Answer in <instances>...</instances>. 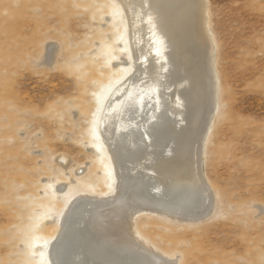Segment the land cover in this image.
<instances>
[{
	"label": "rangeland",
	"instance_id": "obj_1",
	"mask_svg": "<svg viewBox=\"0 0 264 264\" xmlns=\"http://www.w3.org/2000/svg\"><path fill=\"white\" fill-rule=\"evenodd\" d=\"M205 1L218 103L203 146L209 209L138 212L133 229L172 264H264V0ZM124 14L123 0H0V264L46 263L59 182L113 189L92 130L100 95L125 75ZM49 44L60 54L50 66Z\"/></svg>",
	"mask_w": 264,
	"mask_h": 264
},
{
	"label": "bare ground",
	"instance_id": "obj_2",
	"mask_svg": "<svg viewBox=\"0 0 264 264\" xmlns=\"http://www.w3.org/2000/svg\"><path fill=\"white\" fill-rule=\"evenodd\" d=\"M123 1L125 62L115 67L125 75L100 95L92 130L113 189L75 194L70 182L58 183L66 203L43 244L45 264H172L136 239L135 215L197 220L209 209L203 146L218 103L206 1ZM59 55L46 45L42 61L50 66ZM57 161L73 166L66 154Z\"/></svg>",
	"mask_w": 264,
	"mask_h": 264
}]
</instances>
